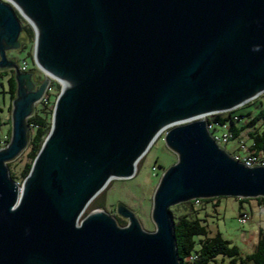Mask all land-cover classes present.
<instances>
[{
    "label": "water",
    "instance_id": "1",
    "mask_svg": "<svg viewBox=\"0 0 264 264\" xmlns=\"http://www.w3.org/2000/svg\"><path fill=\"white\" fill-rule=\"evenodd\" d=\"M16 12L34 31L36 65L66 83L20 193L5 161L27 146L23 118L50 80L35 90L15 64L17 95H30L0 148V264H180L171 207L264 198V166L236 161L192 121L264 92V0H0V68L20 46ZM168 123L179 160L155 191L156 230L123 208V227L101 210L80 221L112 180L135 175Z\"/></svg>",
    "mask_w": 264,
    "mask_h": 264
},
{
    "label": "rangeland",
    "instance_id": "2",
    "mask_svg": "<svg viewBox=\"0 0 264 264\" xmlns=\"http://www.w3.org/2000/svg\"><path fill=\"white\" fill-rule=\"evenodd\" d=\"M21 24L27 25L32 29L30 24L24 18ZM20 47L21 44L17 49L8 48L6 50L7 59L10 61V65L5 68H0V70L6 69L8 71H15V64L21 67L23 62L26 63L28 68L25 73H32L31 71H33V80L38 82L35 90L38 89L46 78L50 80V90L48 89L44 96V98L46 97V100L43 98V100L41 99L39 102L32 103L31 113H27L23 118L24 133L28 140L30 132L28 118L33 113L47 116L51 123L52 115L49 116L50 108L51 106L54 107L57 95L61 90V84L56 79L47 76L44 71L39 69L36 65L33 58L35 48L34 38L23 52L19 51ZM28 52L32 54V58L27 55ZM2 81L5 84L6 90V79L3 78ZM29 95L30 89L25 92H19L15 101L11 103L9 102L8 96L5 95L3 103V117L5 122L1 127V135L3 138L1 148L6 149L11 146V143L13 142L12 137H10L9 142L6 140L8 130L10 129L12 132L11 121H13V117L16 116L17 106L21 103L26 104L29 101ZM262 109H264V92L258 96L257 99L238 107L236 110L237 113H250V117H252ZM171 127L163 130L157 136L148 152L138 162L135 175L130 179L112 180L89 204L82 214L80 221L92 211L101 210L116 222L121 219L125 221L126 225H128L131 222V218L130 216L123 215L119 211L120 208H123L134 214L131 216L137 219L141 228L146 231L156 230V224L152 217L155 191L166 170L179 160V153L172 149L166 142V134ZM242 136L246 142L250 144L247 130L242 132ZM26 147L21 148L12 158L5 161L6 166L11 163L10 165L18 177L16 183L19 187H22L24 181V179H20V172L24 164L23 157ZM222 147L229 154L239 153L236 150V140H231ZM95 201L103 202L104 206L92 210L91 207ZM194 209L197 211V215L204 220L210 235H214L219 231L224 238L228 239L232 244L239 246L243 253L246 254L253 252L257 242L259 229H264V212L259 210L260 205L255 198H251L249 201L240 204L238 197H221L219 201L212 200L207 203L198 202L195 204ZM242 210H247L249 212V218L246 222H241L240 220L239 214ZM176 213L179 214L180 211L177 209ZM217 260L218 264H231V259L228 257L223 258L219 256Z\"/></svg>",
    "mask_w": 264,
    "mask_h": 264
},
{
    "label": "trees",
    "instance_id": "3",
    "mask_svg": "<svg viewBox=\"0 0 264 264\" xmlns=\"http://www.w3.org/2000/svg\"><path fill=\"white\" fill-rule=\"evenodd\" d=\"M16 14L20 22H22L23 18L20 14L17 12ZM33 38V29L27 25H22V32L20 35L21 47L19 48V51L23 52L26 50L28 44ZM27 55L32 58L30 52H28ZM31 72L33 80V71ZM3 78L6 79V90L5 84L2 81ZM33 82L35 81L33 80ZM17 87L18 82L16 72L13 70L8 71L6 69L0 70V148L2 147L3 141L1 127L5 122L3 117L4 98L5 95H7L9 102H13L17 97ZM52 112L53 106L50 108L49 116L52 115ZM234 114H237L242 118L240 122L233 119ZM213 120L220 124L228 123L235 137L247 130V135L250 140V150L253 153H264V109L257 114H254L252 117H250V113H237V110L235 109L228 113L216 114ZM28 125L30 127V132L28 135V144L23 157L24 164L20 172L21 180L28 176L33 162L51 128V123L47 116L39 113H33L28 118ZM10 137L11 131L9 129L6 137L7 142H9ZM10 164H8L10 175L12 179L16 181L18 177ZM220 199L221 197L195 199L171 207L170 210L174 223V232L180 264H218L217 259L219 256L230 258L231 264H264L263 228L259 229L257 242L253 252L246 254L242 252L239 246L232 244L228 239L224 238L219 231L214 235H210L207 225L204 220L197 215L194 206L198 202L207 203L212 200L219 201ZM249 199L251 198H238V201L240 204H243L249 201ZM255 199L259 205H264L263 197H257ZM103 206V202L95 201L91 208L93 210ZM177 209L180 211L179 214L176 213ZM117 223L121 227L126 225L125 221L121 219H119Z\"/></svg>",
    "mask_w": 264,
    "mask_h": 264
},
{
    "label": "built area",
    "instance_id": "4",
    "mask_svg": "<svg viewBox=\"0 0 264 264\" xmlns=\"http://www.w3.org/2000/svg\"><path fill=\"white\" fill-rule=\"evenodd\" d=\"M27 68H28V65L23 62L21 67H20V70L22 72H26ZM51 78H53V77H51ZM54 79H56V78H54ZM57 81L60 84H62L59 80H57ZM48 89L50 90V82L46 88V91L42 97V100H43ZM260 95H258V96H260ZM258 96L250 99L249 101L242 104L241 106L249 103L250 101L257 99ZM44 99L46 100V97ZM241 106H239V107H241ZM237 108H235V109H237ZM235 109H233V110H235ZM233 110L221 112V113H208L206 115L196 117V118L192 119V121L205 120L208 132L210 133L211 137L216 141V143L220 147L227 144L231 140H236V142H237V149L236 150L239 153H232V154L230 153V156L233 157L236 161L243 163L247 167L264 166V153L263 152L253 153L250 150V145L243 138L242 134L235 137L234 133L231 131L228 123L220 124V123L215 122L213 120V118L215 117L216 114H224V113L231 112ZM233 119L237 122H240L242 118L239 117L237 114H234ZM259 210L264 212V205H260ZM239 215H240L241 222H246L249 218V212L247 210L240 211Z\"/></svg>",
    "mask_w": 264,
    "mask_h": 264
},
{
    "label": "bare ground",
    "instance_id": "5",
    "mask_svg": "<svg viewBox=\"0 0 264 264\" xmlns=\"http://www.w3.org/2000/svg\"><path fill=\"white\" fill-rule=\"evenodd\" d=\"M25 15H26V13H25ZM26 16L28 17V19H29V20L33 23V25L35 26V28H36V30H37V32H38V35H40V29H39V26H38V24L36 23V21H35L33 18L29 17L28 15H26ZM43 69L46 71V73L48 74V76H52V77L58 79L62 84H65V83H66V79L54 75L49 69H47V68H45V67H44ZM173 124H175V123H168V124L163 125V126L159 129L160 133H161L163 130H165V129L171 127V126H173ZM160 133H158L157 136H158ZM157 136H156V138H157ZM156 138H155V140H156ZM155 140H154V142H155ZM154 142H153V143H154ZM137 164H138V162H137L136 165H135V171H136V168H137ZM24 190H25V187H23V188H22V187H19V192H20V193L23 192Z\"/></svg>",
    "mask_w": 264,
    "mask_h": 264
}]
</instances>
